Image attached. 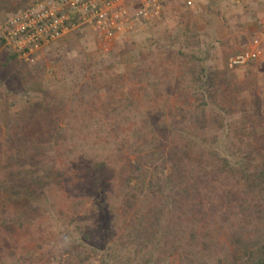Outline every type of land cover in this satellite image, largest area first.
Returning <instances> with one entry per match:
<instances>
[{"label": "trees", "instance_id": "obj_1", "mask_svg": "<svg viewBox=\"0 0 264 264\" xmlns=\"http://www.w3.org/2000/svg\"><path fill=\"white\" fill-rule=\"evenodd\" d=\"M30 1L0 0V12L16 14ZM191 26L177 48L157 42L128 69V46L67 68L63 131L50 139L38 118L49 107L0 106L1 234L18 243L34 213L44 216L43 201L63 196L78 229L37 256L15 258L0 244V264H167L176 254L181 264H264V133L225 128L234 112L229 85L213 84L190 50L198 41ZM2 67L20 80L35 76L13 49ZM254 98L250 117L264 122V97Z\"/></svg>", "mask_w": 264, "mask_h": 264}, {"label": "rangeland", "instance_id": "obj_2", "mask_svg": "<svg viewBox=\"0 0 264 264\" xmlns=\"http://www.w3.org/2000/svg\"><path fill=\"white\" fill-rule=\"evenodd\" d=\"M34 1L31 0L30 3ZM169 2L158 20L145 25L134 35L120 36L106 41L89 27L80 25L72 33L49 46L39 60L34 63L27 62L30 68H33L35 76L34 79L27 77L24 80H20L13 72L2 67L9 49H12L1 40L4 22L11 13L0 12V106L7 109L14 106L11 110L13 111L28 100H32L36 106L44 104L42 107H49L50 111L40 108L38 118L42 120L44 133H48L47 139H50L54 132L63 131L65 111L60 104L61 99L67 97L66 94L69 92L66 81L67 68L76 65L74 67L76 70L83 62L99 60L128 46L132 52L124 55L122 59L123 68L128 69L134 63L133 57L138 56L143 48L156 47L157 42L162 45L172 43L174 49L177 48L183 42V32L190 24L195 28L198 39L197 45L190 50L196 54L199 52L204 58L208 74L213 78L211 79L213 84L216 78L217 83L229 85L228 92L231 97L227 98L229 100L227 107L233 106L234 112L225 115V128L230 125L238 128L244 136L253 133L258 139L264 133V122L258 117L250 116L255 110L254 96L259 94L264 97V59L234 69L228 67L227 59L231 54L255 42L258 22L264 15V4L238 3L233 0ZM159 50L161 49L157 48L154 51L159 52ZM162 50L166 51V47L162 46ZM49 52H54L53 61H48L44 69L34 68V64ZM223 141L224 143L221 144H224V147H232L228 138H223ZM28 154L29 149L23 147L21 156ZM258 166L252 165L251 170H255ZM53 199L47 198L43 201L44 207L40 211L45 212L44 216L40 219L39 211L34 213L36 221L30 226L27 225L28 235L20 231L18 243H15L7 233L0 232V244L11 247L15 258H18L20 253L37 256L40 252L51 251L63 246L66 237L78 235L76 224L72 225L71 219L65 218V215L70 213V209L64 202V196L59 200ZM60 210L64 213L61 214ZM62 232L65 235H62ZM37 263L54 264L51 261L43 263L37 261ZM167 264H181L180 256L173 255Z\"/></svg>", "mask_w": 264, "mask_h": 264}, {"label": "built area", "instance_id": "obj_3", "mask_svg": "<svg viewBox=\"0 0 264 264\" xmlns=\"http://www.w3.org/2000/svg\"><path fill=\"white\" fill-rule=\"evenodd\" d=\"M170 0H36L24 11L8 16L2 28L6 44L26 62L39 60L52 44L80 25L102 40L138 33L158 20ZM188 1V0H187ZM262 3L264 0H233ZM264 59V15L258 22L257 39L227 59L230 69Z\"/></svg>", "mask_w": 264, "mask_h": 264}]
</instances>
